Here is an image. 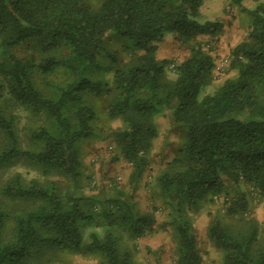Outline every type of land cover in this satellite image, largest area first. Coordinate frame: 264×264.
<instances>
[{"label": "trees", "instance_id": "trees-1", "mask_svg": "<svg viewBox=\"0 0 264 264\" xmlns=\"http://www.w3.org/2000/svg\"><path fill=\"white\" fill-rule=\"evenodd\" d=\"M203 1L0 0V169L21 164L40 177L15 173L0 188V264H34L48 251L140 264L122 237L147 235L155 213L140 212L121 189L85 194L82 145L110 133L135 187L159 137L156 119L165 114L185 129L156 178L176 264H203L195 219L230 193L234 200L212 219L208 238L222 264H264V232L246 216L241 191L249 186L264 199V2L248 10L244 0H230L251 18L231 51L237 75L199 100L217 58L197 39H216L224 28L199 21ZM171 34L190 44L174 81L167 78L171 61L157 58ZM102 96L116 130L100 127L94 101ZM20 111L34 124L23 137ZM88 227L95 230L85 235Z\"/></svg>", "mask_w": 264, "mask_h": 264}, {"label": "rangeland", "instance_id": "rangeland-1", "mask_svg": "<svg viewBox=\"0 0 264 264\" xmlns=\"http://www.w3.org/2000/svg\"><path fill=\"white\" fill-rule=\"evenodd\" d=\"M244 2L247 6L256 3V7L264 0H244ZM199 11L200 22L219 21L223 25H229L222 45L218 44L219 38L199 37L197 39L205 45L206 49H214L213 54L217 58L216 67L218 66L212 83L200 92L199 100H202L205 96L213 94L227 79L236 77V72L229 68L231 51L235 47L233 44H240L245 40L251 25V18L246 13L239 12L235 6L230 4V0H204ZM189 49L190 44L179 40L174 34L168 35L163 42L158 44L157 58L171 61L167 70L169 80L176 79L175 67L189 56ZM94 103L102 119L100 122L102 129L108 131L120 127L119 122L109 123L105 119L107 103L105 96L96 99ZM19 113L20 135L23 137L34 124L26 112L20 111ZM156 124L159 137L153 144L149 166L135 187L130 181L132 169L121 158L115 139L110 133L103 140L85 142L82 145L85 162L83 190L87 195H108L112 194L113 190L121 189L132 196L140 212H154L156 222L151 232L136 241L123 235L122 243L125 248L132 251L134 259L140 264H176V242L170 226L166 224L167 212L158 197L156 178L176 156L184 141L185 129L172 124L168 114L158 117ZM15 173H22L26 179L40 178L36 172L19 164L13 168L0 169V188ZM241 191L246 194L249 202L246 216L254 217L264 232V199L258 190L249 186L242 185ZM234 197L233 193L217 196L213 203L206 205L195 219L198 249L203 264H222V253L210 242L207 229L214 217H223ZM94 230V227L86 228L85 235ZM97 231L101 232V230ZM38 258L34 264H46L47 262L49 264H99L96 258H84L52 251Z\"/></svg>", "mask_w": 264, "mask_h": 264}, {"label": "crops", "instance_id": "crops-1", "mask_svg": "<svg viewBox=\"0 0 264 264\" xmlns=\"http://www.w3.org/2000/svg\"><path fill=\"white\" fill-rule=\"evenodd\" d=\"M255 5H256V3L255 4H251V5H249V6H247L246 5V3L243 1V6L246 8V9H248V10H253L254 9V7H255ZM227 21V20H226ZM228 29H229V25H224V28H223V33L219 36V37H217V38H219V43L218 44H223V42H224V38L226 37V34H227V31H228ZM234 46H237L238 44H233ZM218 67V66H217ZM217 67H216V70H217Z\"/></svg>", "mask_w": 264, "mask_h": 264}, {"label": "built area", "instance_id": "built-area-1", "mask_svg": "<svg viewBox=\"0 0 264 264\" xmlns=\"http://www.w3.org/2000/svg\"><path fill=\"white\" fill-rule=\"evenodd\" d=\"M215 198H217V197H215Z\"/></svg>", "mask_w": 264, "mask_h": 264}]
</instances>
